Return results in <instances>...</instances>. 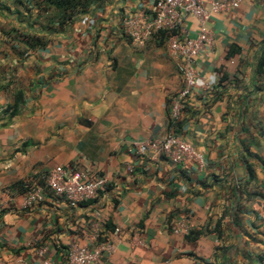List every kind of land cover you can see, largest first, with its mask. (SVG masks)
Segmentation results:
<instances>
[{
    "label": "crops",
    "instance_id": "0c3cea01",
    "mask_svg": "<svg viewBox=\"0 0 264 264\" xmlns=\"http://www.w3.org/2000/svg\"><path fill=\"white\" fill-rule=\"evenodd\" d=\"M14 1L0 0L2 263L68 264L71 245L105 243L90 264H264V0L210 15L175 130L169 103L183 80L167 39L136 48L123 27L154 0H108L44 30L48 44L28 54L11 36L28 30ZM182 27L196 35L192 15ZM170 131L204 153L203 169L148 147ZM57 165L108 184L71 206L45 186ZM20 181L43 188L28 206L11 189Z\"/></svg>",
    "mask_w": 264,
    "mask_h": 264
},
{
    "label": "built area",
    "instance_id": "2783aa9c",
    "mask_svg": "<svg viewBox=\"0 0 264 264\" xmlns=\"http://www.w3.org/2000/svg\"><path fill=\"white\" fill-rule=\"evenodd\" d=\"M242 0H154V8H140L127 14L123 19L125 33L136 48H142L153 35L161 30L171 32L166 45L169 55L177 60L182 72L183 87L172 97L169 114L173 123L180 119L185 99L198 85L200 75L196 69V58L212 42V33L208 26L211 14H225L239 7ZM192 15L197 22L195 36H190L182 27L183 16ZM91 27L92 24L89 23ZM148 147L157 156H165L173 164H193L199 169L205 167V155L193 144L170 131L159 140L148 142ZM45 186L55 195L71 206L80 202L96 199L107 184L105 176L90 175L66 168L63 165L53 167L45 177ZM42 186L26 193L25 206L39 198ZM119 229L117 228L116 231ZM108 246L101 243L97 249L71 245L68 264H90L103 249ZM0 264H3L0 260ZM45 264H49L48 261Z\"/></svg>",
    "mask_w": 264,
    "mask_h": 264
},
{
    "label": "trees",
    "instance_id": "16d2710c",
    "mask_svg": "<svg viewBox=\"0 0 264 264\" xmlns=\"http://www.w3.org/2000/svg\"><path fill=\"white\" fill-rule=\"evenodd\" d=\"M108 0H15V6L20 7L17 15L26 13L28 18L26 21V31H17L11 35L17 43H22L25 49L22 51L28 54L30 51H35L46 47L49 37L45 34L47 30L49 34L64 29L69 26L79 15L87 13L97 7L103 6ZM171 32L161 30L153 35V37L163 40L170 36ZM236 50L231 49L228 56H231ZM259 72L264 74V52L259 60ZM18 102V98H17ZM177 123L171 122V128L175 130ZM249 177L254 176V171L251 165H248ZM43 184V183H40ZM36 187L26 182H16L11 186V189L26 194ZM109 229L114 227L108 224ZM104 238L98 237V241Z\"/></svg>",
    "mask_w": 264,
    "mask_h": 264
}]
</instances>
